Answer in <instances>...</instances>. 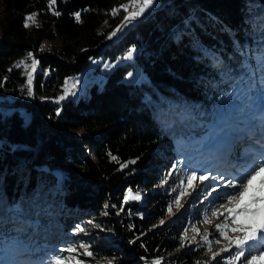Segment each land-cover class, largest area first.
Instances as JSON below:
<instances>
[{
    "label": "trees",
    "instance_id": "16d2710c",
    "mask_svg": "<svg viewBox=\"0 0 264 264\" xmlns=\"http://www.w3.org/2000/svg\"><path fill=\"white\" fill-rule=\"evenodd\" d=\"M130 1L56 0L54 15L49 0H0V250L13 264H48L54 255L65 264H231L228 243L230 252L213 259L209 235L207 243L182 240L207 202L166 217L187 175L202 173L187 157L209 137L216 103L226 100L232 112L246 71L261 77L264 0H159L108 39ZM131 47L132 61L55 103L91 60ZM29 52L38 61L31 96L16 66ZM136 68L146 78L126 81ZM140 190L141 200H124ZM68 247L77 252L58 251Z\"/></svg>",
    "mask_w": 264,
    "mask_h": 264
},
{
    "label": "rangeland",
    "instance_id": "374dc122",
    "mask_svg": "<svg viewBox=\"0 0 264 264\" xmlns=\"http://www.w3.org/2000/svg\"><path fill=\"white\" fill-rule=\"evenodd\" d=\"M131 4L132 0L127 5L130 6ZM158 5L159 0L158 3L147 9L139 17H143L147 11L156 8ZM132 10L133 9L129 7V12ZM125 15H128V12H125ZM123 22L124 18L116 28L120 27ZM134 22L135 19L130 23H127L121 31L117 32L116 36L112 37V39L118 38L119 35L127 31ZM133 48L134 47H131L128 51ZM128 51H126L122 57H118L114 60H110L109 58L103 59V57L91 60L83 73H81L76 79H70L68 87L74 94H70L66 96V98L70 96L77 97L78 95L84 93L85 88L91 82L97 81L100 83L105 77V74L115 65L125 61H132L133 56L131 59H125ZM32 57L36 60L35 56ZM25 63L27 67L23 65V72L27 76V81L23 85L21 91L27 92L28 74L32 73L33 76L37 66L35 70H33L30 59H26ZM105 65L108 67H105ZM129 73L132 75L129 76ZM129 73L125 76V80L128 82L140 81L146 78V75L139 68H136L134 71ZM244 76V80L239 83L235 93L231 94L230 101L234 102L232 105V112L228 111L229 108L226 100H219L216 103L219 114L211 118L209 121L212 128L209 137L204 142H198L196 144L198 149L194 151L193 155L187 157L188 162L193 161V158L196 160L195 164H193V168L200 167L201 172L210 177L209 180L203 182L207 183V186L205 188L200 187L203 183H200L197 180L194 182L195 187L189 188L187 185V179H185L184 184L178 190L180 203L179 205L173 204L171 206V212L168 211V215L166 217V221L175 220L176 215L182 211L183 206L188 201L199 202L200 204L207 202L204 218L193 222L190 227L184 229L182 237H184L187 232V239L193 241L200 239L202 236L209 235L210 240L215 242L219 241V243H216L215 246H213L212 254L218 252L225 253L220 252V249L228 243L227 240L220 236V233L216 230L215 225L222 224L227 229L231 227V220L225 219L226 214L225 216H219V218L213 217L211 215V211L214 208H218L220 203H226L223 198V193L231 192L232 190L227 189L224 185H226L231 176L237 175L245 167L248 162L246 157L249 154V145H256V138L260 137L262 132L264 133V119H262V117H264V88H262V85L260 84L262 77H257L253 69L246 71ZM253 78L255 84L250 90L248 85L253 81ZM73 82L76 84L74 89L71 88V83ZM64 90L65 85L63 86V92L60 93L59 96L64 94ZM220 174H224L223 180L219 178ZM166 177H168V175H166ZM211 186H215L217 188V192L213 193L212 196L208 197V199H204L206 190H210ZM181 192H184L183 196L180 195ZM137 194L140 196V199L138 200H141L144 195V191L140 190L138 192L131 193L132 196ZM221 211H223V209H221ZM205 216L208 218L207 223L204 222ZM103 234H108V231L103 232ZM227 235L229 238H234L236 234L229 231L227 232ZM231 248L235 251L234 246ZM231 248L228 252H230ZM252 254H256L255 250ZM0 256H3L2 250H0ZM248 258H250V256Z\"/></svg>",
    "mask_w": 264,
    "mask_h": 264
},
{
    "label": "snow or ice",
    "instance_id": "6c2138e0",
    "mask_svg": "<svg viewBox=\"0 0 264 264\" xmlns=\"http://www.w3.org/2000/svg\"><path fill=\"white\" fill-rule=\"evenodd\" d=\"M56 0H49V9L53 10V6L55 5ZM158 0H132V4L124 5L123 10L128 12V15L124 16V22L120 27L116 28L111 34L107 37L111 39L112 37L117 35V32L121 31L123 27L126 26L127 23H130L132 20L136 19L140 15H142L147 9L153 7ZM129 7L133 10L129 12ZM116 9H113V14L116 13ZM54 15H59V12L53 10ZM37 13L33 12L30 15L25 17L24 27H29V22L34 23ZM77 22L80 20V13L77 12L74 14ZM135 49L128 51L125 59H131L133 56ZM28 59L31 60V67L35 70L38 61L32 57V53L29 52ZM258 64L262 68L261 71V81L260 84L262 88H264V54H261L258 57ZM20 65H24L27 67L25 61H20L17 67ZM105 67H108L105 65ZM129 76L132 74L129 73ZM32 73L28 74V95L31 96L33 94L32 90ZM65 90L64 94L59 96L55 103H59L64 100L66 96L70 94H74L69 89V81L65 80ZM255 81L249 83L248 87L251 90L254 87ZM76 87L75 82L71 83V88L74 89ZM56 115H60L59 110H57ZM264 119V117H262ZM247 164L245 167L235 176H231L226 185L227 189H231V192L223 193V198L226 203H220L218 208H214L211 211V215L213 217L219 218V216H225V219L231 220V227L225 228L222 224H216V230L220 233V236L227 240L228 246H234L235 252L231 256V264H236L237 261L240 264H264V136H260L256 138V145H249L248 149ZM113 160H116V157H112ZM131 163H135V161H131ZM127 165L122 164L121 168L126 167ZM209 176L205 174L197 175V170L193 169L191 174L187 175V185L189 188H194L195 181H199L203 183L209 180ZM221 180L224 179V174H220L219 177ZM214 179V178H213ZM183 183V181L181 182ZM217 192V188L215 186H211L210 190H206V195L204 199H208V197L212 196L213 193ZM181 196L184 195V192H181ZM129 198L131 199H140V196L137 194L132 196L131 193L124 197V200L127 201ZM219 198V197H218ZM175 203L179 205L180 197H177ZM223 209V211H221ZM171 212V207L168 209ZM205 223L208 222L207 216H205ZM164 221L161 220V224ZM76 230L78 232H83L84 229L79 225ZM195 230V229H193ZM231 232L236 234L234 238H229L227 232ZM187 239V232L185 236L182 237V240ZM205 242L207 243V236L204 237ZM219 243V241H217ZM185 245L182 243L181 247ZM225 246L220 249V252H228L229 247ZM79 248L83 249V255L87 257H91L93 253L89 250V248L80 244ZM255 250L256 254H252ZM59 252H68L75 253L77 252V248H61L58 250ZM208 251L211 252V247L209 246ZM220 255V253H214L213 259L216 256ZM250 256V258H248ZM243 258V259H242ZM0 264H13L12 261L9 260L7 251L5 250L3 256H0ZM48 264H65V261L62 256L54 255V257L48 261ZM76 264H82L81 261L77 260ZM106 264H114L113 260H107ZM155 264H160L159 261H156Z\"/></svg>",
    "mask_w": 264,
    "mask_h": 264
},
{
    "label": "built area",
    "instance_id": "2783aa9c",
    "mask_svg": "<svg viewBox=\"0 0 264 264\" xmlns=\"http://www.w3.org/2000/svg\"><path fill=\"white\" fill-rule=\"evenodd\" d=\"M28 59V56H24V61ZM23 85L20 86V89L22 90Z\"/></svg>",
    "mask_w": 264,
    "mask_h": 264
},
{
    "label": "bare ground",
    "instance_id": "6f19581e",
    "mask_svg": "<svg viewBox=\"0 0 264 264\" xmlns=\"http://www.w3.org/2000/svg\"><path fill=\"white\" fill-rule=\"evenodd\" d=\"M262 132V131H261ZM260 136H264V133L262 132V135H260ZM230 157V156H229Z\"/></svg>",
    "mask_w": 264,
    "mask_h": 264
}]
</instances>
